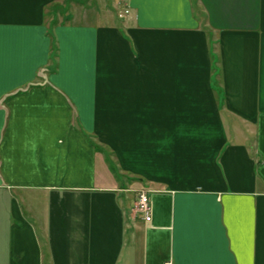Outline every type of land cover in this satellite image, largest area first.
Masks as SVG:
<instances>
[{
  "label": "crops",
  "instance_id": "0c3cea01",
  "mask_svg": "<svg viewBox=\"0 0 264 264\" xmlns=\"http://www.w3.org/2000/svg\"><path fill=\"white\" fill-rule=\"evenodd\" d=\"M95 1L0 0V264H264V0Z\"/></svg>",
  "mask_w": 264,
  "mask_h": 264
},
{
  "label": "built area",
  "instance_id": "2783aa9c",
  "mask_svg": "<svg viewBox=\"0 0 264 264\" xmlns=\"http://www.w3.org/2000/svg\"><path fill=\"white\" fill-rule=\"evenodd\" d=\"M130 12L129 8H125V11L122 15H127ZM136 209L138 212L142 213L144 218L149 221L151 220V204L149 194L146 190H142L138 194V199L136 202ZM166 264H170L169 262Z\"/></svg>",
  "mask_w": 264,
  "mask_h": 264
},
{
  "label": "rangeland",
  "instance_id": "374dc122",
  "mask_svg": "<svg viewBox=\"0 0 264 264\" xmlns=\"http://www.w3.org/2000/svg\"><path fill=\"white\" fill-rule=\"evenodd\" d=\"M89 0H83V4H86V2H88ZM96 2L97 3H99V4H101V3H103V5L105 6V3H106V5L107 6H109L110 7V3H111V0H103V1H101V0H96L95 1V4H96ZM98 7V9L100 10V5L99 6H97ZM111 8V7H110ZM96 9V8H95ZM94 9V10H95ZM114 11V17H115V19L116 20H121L122 18H124L125 17V15H122L123 13H124V11H125V7H124V2L121 0V2H120V4H118V9L117 10H113ZM111 158V157H110ZM110 161H111V159H110ZM142 191V190H141ZM147 191V190H146ZM148 192V194H149V191H147ZM150 198V197H149ZM137 202V201H136ZM137 204V203H136ZM136 204H135V209H136ZM150 204H151V202H150ZM136 211H137V209H136ZM142 214V213H141Z\"/></svg>",
  "mask_w": 264,
  "mask_h": 264
},
{
  "label": "trees",
  "instance_id": "16d2710c",
  "mask_svg": "<svg viewBox=\"0 0 264 264\" xmlns=\"http://www.w3.org/2000/svg\"><path fill=\"white\" fill-rule=\"evenodd\" d=\"M114 169V168H113Z\"/></svg>",
  "mask_w": 264,
  "mask_h": 264
}]
</instances>
